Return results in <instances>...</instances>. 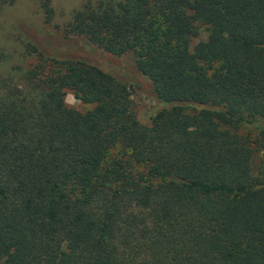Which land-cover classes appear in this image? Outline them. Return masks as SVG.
I'll return each instance as SVG.
<instances>
[{"label": "trees", "instance_id": "trees-1", "mask_svg": "<svg viewBox=\"0 0 264 264\" xmlns=\"http://www.w3.org/2000/svg\"><path fill=\"white\" fill-rule=\"evenodd\" d=\"M62 31L130 54L160 105L140 122L101 64L27 38L0 76V264H264V0H83Z\"/></svg>", "mask_w": 264, "mask_h": 264}, {"label": "rangeland", "instance_id": "rangeland-1", "mask_svg": "<svg viewBox=\"0 0 264 264\" xmlns=\"http://www.w3.org/2000/svg\"><path fill=\"white\" fill-rule=\"evenodd\" d=\"M83 0H51L54 9L52 23L45 24L41 14L36 10L33 1L17 0L14 4L7 6L0 12V76L8 75L13 67L25 70L36 61V55L25 50V40L35 42L37 33L42 34L46 39V46H50L46 53H54L53 44L56 45V52L74 47L75 51L84 54L102 65L106 71L112 73L128 88L133 101L137 119L144 123H150V114L160 105L157 98L149 91L146 83L137 82L135 74L130 68L132 59L130 54L118 57L112 56L96 45L90 43L83 37H66L62 31L63 26L70 17L72 9L76 8ZM207 28L201 25L199 34L193 38L192 45L198 40L205 39ZM48 43V44H47ZM59 49V50H58ZM58 50V51H57ZM17 74L19 73L18 70ZM14 72V71H13ZM65 103L81 112L92 107L91 104L77 100L71 91L67 90L64 96ZM190 126L188 129H192ZM239 132L254 137V127L248 125L240 127ZM260 147L255 154L254 166L257 169L264 168V140H261Z\"/></svg>", "mask_w": 264, "mask_h": 264}]
</instances>
